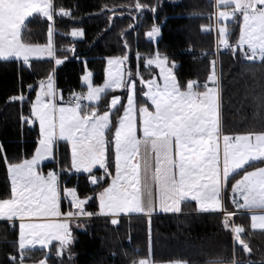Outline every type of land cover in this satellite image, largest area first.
<instances>
[{
	"label": "snow or ice",
	"instance_id": "obj_1",
	"mask_svg": "<svg viewBox=\"0 0 264 264\" xmlns=\"http://www.w3.org/2000/svg\"><path fill=\"white\" fill-rule=\"evenodd\" d=\"M159 5L160 0L157 6L137 2L135 8L155 13ZM245 5L237 8L235 0H215L220 36L217 47L230 48L233 54L238 49L249 61L257 58L264 61V0H245ZM34 13L50 22L43 44L24 39L26 21ZM237 13L242 15L243 22L248 20L249 35L240 33L237 46L233 47L227 38L228 29L221 22L235 18ZM57 15L71 17L70 11L63 7L57 12L53 0H0V59H15L27 67H31L33 58L48 57L53 63L49 75L39 82V92L34 102H30L29 115L21 112L22 125L33 126L36 122L39 125L33 153L13 161L0 143V160L10 175V191L6 197H0V218L20 221V257L10 256V264H23L24 253L30 246L48 247L52 241L59 242V256L67 251L71 259L75 241L73 222L80 227L81 218L97 215L86 209L92 199L98 201L99 215L110 217L112 225L119 224L122 214L141 213L150 220L157 210L154 195L157 188L158 207L164 213L179 214L182 204L194 201L199 212L222 215L221 226L233 237L231 258L217 255L207 258L205 264H252L241 255V251L251 254L252 249L244 238L245 228L235 222V217L247 210L251 221L255 220L259 229H264V166L253 163L264 164V131L224 134L215 59L209 62L207 81L213 85L210 87L208 83L199 85L196 80L182 83L175 71L176 62L159 51L154 58L146 59L145 64L149 68L155 65L162 84L155 78L145 79L139 69L135 73L131 69L126 71L127 53L108 57L107 78L101 85L94 83L93 71L87 70L82 77L87 91L71 93L66 104H58L57 97L62 99L63 93L58 92L55 77L69 57L56 56L53 37ZM84 35L81 28L70 32L71 37ZM147 35L159 37L161 27L154 24ZM65 51L72 52L87 68L86 58L81 59L75 47ZM137 78L145 86L139 93ZM115 90H122L126 96L112 95L101 111L102 97ZM73 98L75 103L71 102ZM25 99L21 93L11 97L10 102ZM84 100L97 104L84 105ZM138 129L142 131L141 136ZM60 142L70 145V159L56 160L55 149ZM48 160L58 163L59 170L45 173L42 165ZM97 168L104 171L105 177H111V181H103L107 186L94 196L81 194L78 187L64 182L67 174L86 173L91 185L100 186L102 178L95 174ZM229 187L231 195L226 202L222 193ZM62 193L68 201L67 210L62 209ZM227 203L234 206L233 211H228ZM40 264H46V260ZM131 264L154 262L143 258L132 260ZM168 264L191 262L177 259Z\"/></svg>",
	"mask_w": 264,
	"mask_h": 264
},
{
	"label": "trees",
	"instance_id": "obj_2",
	"mask_svg": "<svg viewBox=\"0 0 264 264\" xmlns=\"http://www.w3.org/2000/svg\"><path fill=\"white\" fill-rule=\"evenodd\" d=\"M57 12L60 7L69 10L71 17H56L54 25V46L56 56L69 59L58 68L55 84L58 92L65 94L84 91L81 78L85 71L94 73V83L102 84L106 58L129 55L126 70L134 73L139 69L145 79L156 71L146 68V59L159 51L175 61V71L182 83L196 80L199 85L208 83L210 61L215 59V70L220 85V118L224 134L238 135L264 131V61H249L232 49L215 52L213 31H204L213 25V0H160L155 13L137 10V2L157 6V0H53ZM48 22L35 16L26 22L24 39L43 44L47 40ZM240 18L235 16L224 24L229 35V44L235 47L239 40ZM156 24L161 27V35L156 42L147 32ZM73 28H81L82 38L71 37ZM219 38V36H218ZM127 44V48H125ZM75 47L85 65L66 49ZM139 57V59H138ZM53 67L51 58L31 60V67L22 66L20 61H0V143H3L9 159L20 161L33 153L38 139V126L21 124V112L29 115L30 102H34L39 82L45 80ZM29 85L33 87L28 88ZM143 88L137 78V90ZM202 90V89H201ZM23 94V102H10V98ZM112 95L124 96V92L111 91L102 97L99 108L104 110ZM140 97H138L139 99ZM145 99V98H142ZM97 104V103H96ZM90 105V106H96ZM114 131V130H113ZM112 149L110 148V152ZM70 159V148L60 142L56 148V160ZM110 159V164L112 163ZM256 166H264L253 162ZM66 166V165H65ZM44 172L59 170V164L46 163ZM251 170V169H249ZM114 175V164L111 168ZM237 179L239 177H236ZM110 183L105 177L100 186H93L85 174H67V186L78 187L81 194L94 196L102 187ZM10 191L9 173L0 160V197ZM230 187L224 191L227 202ZM62 209L66 210L65 203ZM87 211L97 213L85 218L83 229L72 225L75 241L71 247V259L65 251L59 256V243L49 248L27 249L23 264H131L132 260L149 259L154 264H163L177 259H186L191 264H205L209 257L224 255L231 258L233 237L221 226L222 217L218 213H197L195 204L184 203L182 212L171 215H156L149 220L145 216H122L119 224L112 225L110 218L99 217L98 201L92 199L86 205ZM228 211L234 206L227 203ZM235 222L245 228L244 238L250 244L252 253L241 255L252 264H264V230L251 227L250 215L238 213ZM76 225V224H75ZM8 222H0V264H10L9 257L19 259L18 232L9 227Z\"/></svg>",
	"mask_w": 264,
	"mask_h": 264
},
{
	"label": "rangeland",
	"instance_id": "obj_3",
	"mask_svg": "<svg viewBox=\"0 0 264 264\" xmlns=\"http://www.w3.org/2000/svg\"><path fill=\"white\" fill-rule=\"evenodd\" d=\"M214 1V0H213ZM235 4H236V7L237 8H240L242 5H245V0H235ZM246 6V5H245ZM213 7H214V10H215V1H214V4H213ZM221 10H223V9H221ZM229 11H230V9H229ZM36 13H34L33 14V16L32 17H30V18H28L29 20L31 19V18H34L36 15H35ZM237 16H239V18H240V33H242L243 35H245V36H247V35H249V29H248V20L247 19H245L244 20V22H243V17H242V15L240 14V13H237L236 14ZM38 16V15H37ZM246 16H247V14H246ZM233 18H229L228 20H226V21H222L221 23H222V25L224 26V24L226 23V22H228V21H231ZM28 21V20H27ZM26 21V22H27ZM218 25L216 24V18H215V16L213 15V25H212V28H211V31H213L214 32V35H215V41H216V43H215V46L218 44V41H219V39H220V36H219V33H218ZM240 33H239V35H240ZM218 36H219V38H218ZM150 38V37H149ZM150 39H152L154 42H156V40L158 39V37H156V38H150ZM237 46V45H236ZM155 56H153V57H150V58H154ZM34 59H41V58H33L32 60H34ZM12 60H15V59H12ZM0 61H5V60H3V59H0ZM7 61H10V60H7ZM252 61H259V59L257 58L256 60H252ZM144 66L146 67V68H149L146 64H145V62H144ZM150 68H153L155 71H156V73L155 74H153L152 75V77L151 78H155V79H157V81L159 82V83H163V81H162V79L160 78V76H159V70L158 69H156L155 68V65H153V66H151ZM125 69H126V66H125ZM127 71V70H126ZM85 73H86V71H85ZM84 73V74H85ZM83 77V76H82ZM107 77H106V66H105V71H104V80L106 79ZM150 79V78H149ZM103 80V81H104ZM103 83V82H102ZM81 84H82V86H83V79L81 78ZM208 84H209V86L211 87V86H213L210 82H208ZM101 85V84H100ZM84 87V86H83ZM142 87L143 88H145V86L144 85H142ZM87 91V89H86V87H84V91L83 92H86ZM115 91H118V92H121V93H123V91L122 90H115ZM124 96H126V93L124 92ZM146 99V98H145ZM85 102H86V104L87 105H95L97 102H89V101H87V100H85ZM95 103V104H94ZM149 104H150V101L148 102ZM138 133H140L141 135H142V131H140L139 129H138ZM49 171V170H48ZM47 172V171H46ZM45 172V173H46ZM87 175V174H86ZM64 201V203H65V205H66V210L68 209V201H67V199H65V200H63ZM99 210V209H98ZM219 214V213H218ZM257 214H261V213H259V212H257ZM171 215V214H170ZM220 215V214H219ZM128 216L130 217L131 215L130 214H128ZM221 216V215H220ZM251 216V215H250ZM99 217H101L100 215H99ZM121 217V216H120ZM135 217H138V216H135ZM222 217V216H221ZM104 218H110V217H104ZM111 219V218H110ZM251 220V219H250ZM83 221H85V218H81L79 221H78V223L80 224V227H77V228H79V229H83V225L81 224ZM75 222V224L77 223L76 221H74ZM74 224V226H76ZM251 225H252V227H256V229L257 230H260V231H262V230H264V229H259V224H257L256 223V221L255 220H253V222L251 221ZM18 238H19V233H18ZM56 242H58V241H52V243H56ZM51 243V244H52ZM59 243V242H58ZM42 248L40 245H36L35 247H32V246H30L28 249H35V248ZM49 248V246L48 247H43L42 249H48ZM162 264V263H161ZM163 264H168V263H163Z\"/></svg>",
	"mask_w": 264,
	"mask_h": 264
},
{
	"label": "crops",
	"instance_id": "obj_4",
	"mask_svg": "<svg viewBox=\"0 0 264 264\" xmlns=\"http://www.w3.org/2000/svg\"><path fill=\"white\" fill-rule=\"evenodd\" d=\"M35 15H36V16L38 15V16H40L41 18H44L41 14L36 13ZM29 18H30V17H29ZM44 19H45V18H44ZM28 20H29V19H28ZM46 58H48V57H46ZM38 92H39V87H38V89H37V93H38ZM37 93H36V94H37ZM145 100H146V99H145ZM57 103H58V104H62V103H61V98H60V96L57 97ZM94 104H95V103H94ZM91 105H92V104H91ZM89 106H90V104H89ZM35 125H37V126H38V129H39L38 122H36ZM138 136H141V134L138 133ZM68 146H69V148H70V145H68ZM55 151H56V149H55ZM50 162H53V161H52V160L45 161V162L43 163V165L46 164V163H50ZM152 164H153V167H154V166H155L154 154H153ZM43 165H42V166H43ZM99 170H102V169L97 168L95 171H99ZM74 174H85V175H86V173H74ZM114 174H115V173H114ZM9 179H10V175H9ZM154 195H155V197H156V201H157V210H156V212H154V213L151 215V217H152V216H156V215H170V214H177V213H164V212L160 211V210H159V207H158V204H159V191H158V188L155 189V191H154ZM229 197H230V194H229ZM63 200H65V198H63V193H62V203H64ZM188 202H191V203L195 204L197 213H201V214L219 213V212H199V211L197 210L196 202H194V201H188ZM185 203H187V202H185ZM182 206H183V204H182ZM98 213H99V210H98ZM242 213H247V214L251 215V213H249L247 210L243 211ZM130 215H131V216H145V217H148V216H146L145 214H141V213H131ZM100 216H101V215H100ZM122 216H128V214H122L121 217H122ZM101 217H107V216H101ZM0 222H8V223L11 224L13 227H15L16 230H17V232L19 233V224H20V221H19L18 219L7 220V219L0 218ZM251 227H252V225H251ZM254 230H257V229H254ZM36 248H37V247H36Z\"/></svg>",
	"mask_w": 264,
	"mask_h": 264
},
{
	"label": "built area",
	"instance_id": "obj_5",
	"mask_svg": "<svg viewBox=\"0 0 264 264\" xmlns=\"http://www.w3.org/2000/svg\"><path fill=\"white\" fill-rule=\"evenodd\" d=\"M214 1H215V0H214ZM216 12H217V9L215 8V10H214V16H215V18H216ZM226 50H227V48H224V47H222V46H220V47L218 48L217 45H216V47H215V52H216V54H218L219 52H225ZM69 98H70V94H65V95L63 96V98L61 99V102H62L63 104H66V103L69 101ZM71 102H72V103H75L76 101H75V99L73 98ZM82 104L86 105L85 100L82 101ZM95 174H96L98 177H101L102 180L105 178V175H104V171H103V170L95 171ZM222 195H224V192L222 193ZM230 195H231V192H230ZM219 214H220V213H219ZM220 215H221V214H220ZM221 216H222V215H221ZM10 228H12V227L10 226Z\"/></svg>",
	"mask_w": 264,
	"mask_h": 264
}]
</instances>
